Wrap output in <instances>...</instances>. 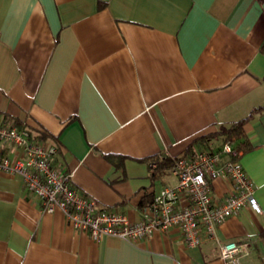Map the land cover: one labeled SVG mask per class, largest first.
Segmentation results:
<instances>
[{
  "label": "crops",
  "instance_id": "1",
  "mask_svg": "<svg viewBox=\"0 0 264 264\" xmlns=\"http://www.w3.org/2000/svg\"><path fill=\"white\" fill-rule=\"evenodd\" d=\"M263 43L264 0H0V117L48 133L80 191L138 221L143 197L176 182L168 169L152 182L141 158L198 150L197 138L264 105ZM243 130L260 210L245 204L217 239L189 247L171 227L95 240L0 171V264H225L218 240H247L241 264H264V110ZM228 187L216 179L212 193Z\"/></svg>",
  "mask_w": 264,
  "mask_h": 264
},
{
  "label": "built area",
  "instance_id": "2",
  "mask_svg": "<svg viewBox=\"0 0 264 264\" xmlns=\"http://www.w3.org/2000/svg\"><path fill=\"white\" fill-rule=\"evenodd\" d=\"M0 141L11 144L13 150L12 156L0 157V171L18 175L26 191L39 199L43 211L60 210L75 231L86 232L95 240L115 236L136 241L148 238L154 230L175 227L185 244L195 247L217 239L215 227L238 214L245 204L260 210L253 184L239 161L241 151L228 141L215 145L207 140L209 146L176 158L167 170L176 182L162 186L139 207L138 221L80 191L71 173L55 164L57 146L32 137L13 118L0 117ZM216 179L229 184L219 199L212 193ZM249 252L247 240H218V257L225 264H241Z\"/></svg>",
  "mask_w": 264,
  "mask_h": 264
},
{
  "label": "trees",
  "instance_id": "3",
  "mask_svg": "<svg viewBox=\"0 0 264 264\" xmlns=\"http://www.w3.org/2000/svg\"><path fill=\"white\" fill-rule=\"evenodd\" d=\"M261 49H263L264 51V43ZM260 110H264V105L254 108L253 110H251V112H249V114L235 121H232L229 125H221L215 132L202 135L200 136V138H197V139L200 141V144L202 145V147L209 146L206 138L210 137L212 140L214 139L213 142L215 145H219L224 141H228L235 150L247 151L251 148V145L243 130V123L245 120L249 119L255 111H260ZM5 118L9 119L7 116ZM14 122L19 127L27 129L32 137L37 138L39 140H43V141L50 140L49 142H51L52 139H51V136L48 135V133L40 131V130H34L28 127L25 123L19 121L17 118H14ZM57 150H58V147H57ZM193 151H195L194 147L192 145H189L181 155H178L175 157L159 156L158 154H153V155L141 158L140 160H144L148 164L149 177L151 181L154 182L155 179H157L162 174V172L167 170L172 165L173 161L176 158L186 156ZM103 156L107 160H109L111 163H113L117 168H121L123 166V161L125 159V156L121 154H113V153H104ZM152 196L153 194L148 193L145 197H143L139 205L142 206L146 204L147 202H149ZM260 235L264 241V229L261 231Z\"/></svg>",
  "mask_w": 264,
  "mask_h": 264
},
{
  "label": "rangeland",
  "instance_id": "4",
  "mask_svg": "<svg viewBox=\"0 0 264 264\" xmlns=\"http://www.w3.org/2000/svg\"><path fill=\"white\" fill-rule=\"evenodd\" d=\"M199 150V149H198Z\"/></svg>",
  "mask_w": 264,
  "mask_h": 264
}]
</instances>
